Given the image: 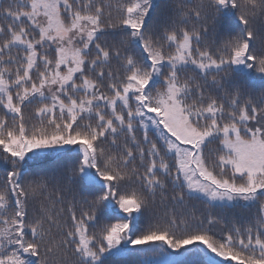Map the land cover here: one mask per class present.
Returning <instances> with one entry per match:
<instances>
[{"label": "snow or ice", "instance_id": "snow-or-ice-1", "mask_svg": "<svg viewBox=\"0 0 264 264\" xmlns=\"http://www.w3.org/2000/svg\"><path fill=\"white\" fill-rule=\"evenodd\" d=\"M0 164V264H264V0H0Z\"/></svg>", "mask_w": 264, "mask_h": 264}, {"label": "trees", "instance_id": "trees-1", "mask_svg": "<svg viewBox=\"0 0 264 264\" xmlns=\"http://www.w3.org/2000/svg\"><path fill=\"white\" fill-rule=\"evenodd\" d=\"M5 4L7 3V0H4ZM34 167H48V168H52L55 167V162L54 161H41L38 164L34 165ZM4 171V166L2 164H0V174H2ZM195 207L199 210V211H205L204 206L202 204H200L199 202H193ZM255 211V209H253V212ZM147 222V221H146ZM218 230L222 227L221 225H216L215 226ZM197 258V254L193 253L191 255H189L186 259L188 260L189 264H191V262L193 260H195ZM121 261L123 262V264H134V259L135 258H120Z\"/></svg>", "mask_w": 264, "mask_h": 264}]
</instances>
